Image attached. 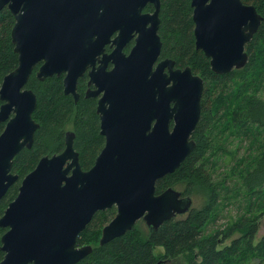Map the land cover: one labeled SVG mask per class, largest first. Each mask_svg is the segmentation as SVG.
Segmentation results:
<instances>
[{"label": "water", "instance_id": "obj_1", "mask_svg": "<svg viewBox=\"0 0 264 264\" xmlns=\"http://www.w3.org/2000/svg\"><path fill=\"white\" fill-rule=\"evenodd\" d=\"M147 3L152 12H143ZM14 17L10 31L17 66L0 84V198L17 180L14 156L31 147L38 123L36 95L25 87L36 77L61 75L63 92L77 100V79L102 92L97 113L104 145L93 165L81 168L73 132L64 148L42 156L20 181L0 216V264H74L90 244L76 239L97 211L115 206L99 244L124 234L142 219L149 231L187 213L190 195L156 181L176 169L194 148L191 133L200 114L203 79L190 66L160 58V0H0ZM194 44L213 72L224 74L247 62L245 44L262 16L241 0H190ZM114 35V36H113ZM133 39L128 53L123 47ZM108 55L95 60L103 46ZM112 67L107 70V62ZM160 264V263H158Z\"/></svg>", "mask_w": 264, "mask_h": 264}, {"label": "trees", "instance_id": "obj_2", "mask_svg": "<svg viewBox=\"0 0 264 264\" xmlns=\"http://www.w3.org/2000/svg\"><path fill=\"white\" fill-rule=\"evenodd\" d=\"M160 1V58L174 60L175 67L190 66L202 77L203 88L199 118L191 133L195 146L176 169L156 181L155 192L181 184L182 194L205 191L207 202L155 230L144 232L134 225L101 245V228L115 208L98 211L76 239V244H90L92 249L74 264H164L180 255L184 264H264V236L256 241L257 221L264 213V0H241L253 5L263 19L245 44L246 64L224 74L213 72L209 59L194 44L190 0ZM144 10L150 11L151 6ZM13 23L7 6L0 8V84L18 63L10 36ZM38 65L25 84L36 95L32 117L38 127L31 147L21 148L13 158L11 172L17 180L0 198V216L38 160L64 148L66 125L74 127L73 147L82 169L93 165L104 144L95 99L80 92L74 101L63 92L62 75L40 80L35 75ZM82 84L80 78L78 91ZM4 124L0 122V132ZM231 144L234 148H227ZM219 160L226 166L222 170L217 169ZM234 200L242 213L213 227L222 209ZM5 230L0 227V237ZM156 247L163 252L155 254ZM3 255L0 250V260Z\"/></svg>", "mask_w": 264, "mask_h": 264}, {"label": "rangeland", "instance_id": "obj_3", "mask_svg": "<svg viewBox=\"0 0 264 264\" xmlns=\"http://www.w3.org/2000/svg\"><path fill=\"white\" fill-rule=\"evenodd\" d=\"M227 148H234V144H231V145H228ZM243 150L242 148L239 150V152L241 153ZM225 163L228 164L229 162L227 161V159L225 160ZM218 164V170H222L223 167H226V166H223L222 164V161L219 160L217 162ZM174 188L176 190H182L183 189V185L181 184H177L174 186ZM191 198H192V207L194 206L195 208H198V207H201V206H204L207 202V193L205 191H201V190H198L196 189L194 193L191 194ZM220 202V200H218L216 202V204L218 205ZM238 201L237 200H234L232 204H230L227 208H223L222 211H221V214L220 216L215 220V224L213 227L215 226H219L220 224H223L225 223V221L229 218H236L239 214L242 213V210H239L238 209ZM215 204V205H216ZM255 212H260V210H256ZM114 215V214H113ZM258 222V230L256 232V241L264 236V213L260 215L259 217V220L257 221ZM137 227L140 228L141 231H144V232H147L148 229H147V226L145 224V222L142 220V219H139L137 221V223L135 224ZM237 234H235L233 237H235ZM154 252L155 254H161L163 251H162V248L161 247H156L154 249ZM185 263V260H184V257L183 255H180V256H177L173 259H171L170 261H167L165 262V264H184Z\"/></svg>", "mask_w": 264, "mask_h": 264}, {"label": "flooded vegetation", "instance_id": "obj_4", "mask_svg": "<svg viewBox=\"0 0 264 264\" xmlns=\"http://www.w3.org/2000/svg\"><path fill=\"white\" fill-rule=\"evenodd\" d=\"M160 4H161V1H160ZM147 5H150L151 6V10L150 11H146L144 10V8L147 7ZM143 8V12H152L153 11V6L151 3H147ZM160 19V17H159ZM160 24V22H159ZM159 28V26H158ZM114 36V35H113ZM133 42L134 40L131 39L124 47H123V50L125 53H128L130 48L132 47L133 45ZM112 50V47H111V43H106L104 46H103V50L102 52L98 55L97 59L95 60V67L99 65V61L98 59H101L102 56L104 57V55H108ZM105 58V57H104ZM40 64V63H39ZM39 66V65H38ZM112 67V64L108 61L107 64H106V69L109 70L110 68ZM34 69V68H33ZM90 68H88L85 73L80 76L78 79H77V83H76V92L78 93V96H79V93L82 92L84 96H86V92L87 91H93L96 89L95 85L94 84H88V80H89V76L87 75L88 71H89ZM37 70V69H36ZM36 73V71H35ZM62 77H63V74H61ZM59 75V76H61ZM82 78L83 79V84L82 86L80 87L79 91L77 90V86H78V81L79 79ZM63 87V85H62ZM102 96V92H99V93H96V94H90L89 96L87 97H92L95 99V112L97 113V104H98V100L99 98ZM73 97V96H72ZM74 99V98H73ZM78 99V98H77ZM75 101V100H74ZM97 116H98V122H99V131H100V118H99V114L97 113ZM74 127H72L70 124L69 125H66V128H65V131H64V141H65V132L66 131H72L73 132V135H74ZM100 133V132H99ZM103 139H104V136H103ZM73 140H74V136H73ZM104 145V144H103ZM65 146V144H64ZM103 147V146H102ZM74 148V147H73ZM101 150V149H100ZM182 195H186V194H182ZM5 232V231H4Z\"/></svg>", "mask_w": 264, "mask_h": 264}, {"label": "bare ground", "instance_id": "obj_5", "mask_svg": "<svg viewBox=\"0 0 264 264\" xmlns=\"http://www.w3.org/2000/svg\"><path fill=\"white\" fill-rule=\"evenodd\" d=\"M189 153H190V152H189ZM189 153H188V154H189ZM188 154H187V155H188ZM187 155H186V156H187ZM186 156H185V157H186ZM185 157H184V158H185Z\"/></svg>", "mask_w": 264, "mask_h": 264}]
</instances>
